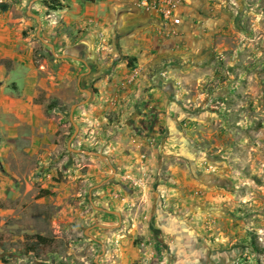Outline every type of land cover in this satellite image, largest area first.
<instances>
[{"label": "crops", "instance_id": "crops-1", "mask_svg": "<svg viewBox=\"0 0 264 264\" xmlns=\"http://www.w3.org/2000/svg\"><path fill=\"white\" fill-rule=\"evenodd\" d=\"M135 1L59 0L48 10L43 0H0V226L29 219L52 195L64 221L71 190L107 172L82 154L99 146L115 168L101 186L110 207L95 213L109 214L106 237L118 241L121 264L134 257L128 227L161 237L177 222L168 207L183 180L171 159L188 148L178 137L192 90L227 26L224 0H181L177 24ZM81 156L88 171L71 175ZM132 196L138 204L128 213Z\"/></svg>", "mask_w": 264, "mask_h": 264}, {"label": "rangeland", "instance_id": "rangeland-1", "mask_svg": "<svg viewBox=\"0 0 264 264\" xmlns=\"http://www.w3.org/2000/svg\"><path fill=\"white\" fill-rule=\"evenodd\" d=\"M223 9L225 33L212 48L208 70L192 90V113L178 131L188 148L183 158L171 159L183 180L168 207L177 222L161 237L153 227L143 233L139 225L134 234L128 227L126 250L134 257L127 264H264V0H224ZM82 150L97 152L88 155L97 156L107 172L97 182L83 179L79 194L71 190L64 221L52 195L54 203L29 219L0 226V264H121L118 241L106 237L109 214L95 213L100 205L110 207L101 186L114 162L99 146ZM80 159L71 175L88 171V161ZM166 166L157 167L164 180ZM122 197L118 192L116 198ZM130 202L128 213L138 200L132 196ZM38 235L48 242L39 243Z\"/></svg>", "mask_w": 264, "mask_h": 264}, {"label": "built area", "instance_id": "built-area-1", "mask_svg": "<svg viewBox=\"0 0 264 264\" xmlns=\"http://www.w3.org/2000/svg\"><path fill=\"white\" fill-rule=\"evenodd\" d=\"M181 0H136L135 5L143 11L159 15L163 21L171 24L180 22V17L175 15V10Z\"/></svg>", "mask_w": 264, "mask_h": 264}, {"label": "trees", "instance_id": "trees-1", "mask_svg": "<svg viewBox=\"0 0 264 264\" xmlns=\"http://www.w3.org/2000/svg\"><path fill=\"white\" fill-rule=\"evenodd\" d=\"M44 5L47 7L48 10H55L59 7H61V3L59 2V0H43ZM39 243H44L46 244V242H48V239L38 235L37 236Z\"/></svg>", "mask_w": 264, "mask_h": 264}, {"label": "water", "instance_id": "water-1", "mask_svg": "<svg viewBox=\"0 0 264 264\" xmlns=\"http://www.w3.org/2000/svg\"><path fill=\"white\" fill-rule=\"evenodd\" d=\"M82 152L85 153V154H95V155H99L97 152H91V151H87V150H82Z\"/></svg>", "mask_w": 264, "mask_h": 264}]
</instances>
